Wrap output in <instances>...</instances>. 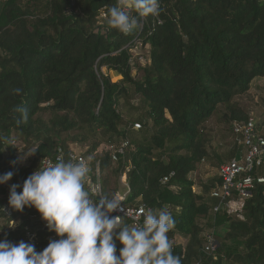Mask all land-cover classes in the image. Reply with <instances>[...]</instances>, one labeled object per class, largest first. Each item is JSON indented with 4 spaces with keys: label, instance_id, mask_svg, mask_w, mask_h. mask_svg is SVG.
<instances>
[{
    "label": "trees",
    "instance_id": "16d2710c",
    "mask_svg": "<svg viewBox=\"0 0 264 264\" xmlns=\"http://www.w3.org/2000/svg\"><path fill=\"white\" fill-rule=\"evenodd\" d=\"M160 3L142 31L124 35L107 25L115 0H0V175L14 173L9 186L0 185V240H23L37 252L47 247L50 232L37 210L5 213L10 187L22 185L43 158L80 145L101 159L105 198L119 193L126 173L128 204L170 211L168 235L182 264H264V184L238 215L215 211L219 174L193 177L204 163L219 168L245 151L233 124L247 123L252 109L242 100L264 79V0ZM137 36L150 45L144 66L143 55L134 59L130 51ZM211 119L226 125L232 145L212 134ZM256 120L263 136L264 115ZM213 231L219 246L206 253ZM121 247L117 242V255Z\"/></svg>",
    "mask_w": 264,
    "mask_h": 264
},
{
    "label": "clouds",
    "instance_id": "9594fccd",
    "mask_svg": "<svg viewBox=\"0 0 264 264\" xmlns=\"http://www.w3.org/2000/svg\"><path fill=\"white\" fill-rule=\"evenodd\" d=\"M160 12V0H115L107 25L129 35L139 28L140 19ZM88 174L83 159L58 156L55 163L41 164L22 185H11V208L23 212L34 207L58 239L50 240L40 252L23 240L18 244L0 240V264H182L168 235L175 225L168 209L149 210L142 213V221L132 217L131 225L122 223L112 215L119 207L117 201L105 198L94 203L90 199L84 187ZM13 175L12 171L0 175V185ZM117 242L122 245L119 255Z\"/></svg>",
    "mask_w": 264,
    "mask_h": 264
},
{
    "label": "built area",
    "instance_id": "2783aa9c",
    "mask_svg": "<svg viewBox=\"0 0 264 264\" xmlns=\"http://www.w3.org/2000/svg\"><path fill=\"white\" fill-rule=\"evenodd\" d=\"M130 14L133 15V10H130ZM106 18L107 13L105 9H103L99 21V26H101L102 30L105 29L104 19ZM145 24L146 19L139 20L141 31ZM139 41L141 40L139 39V36H137L134 43ZM140 59H143V56H141ZM256 124L257 120L254 116H250L247 123L236 122L233 124V132L239 139V142L244 145L245 151L240 157H235L221 164L219 168V176L222 180V184L220 187L215 188L212 191V195L219 199V204L215 207V211L224 209L229 214L241 215L248 199L252 197L256 186L264 184V136L259 135V132L256 129ZM135 126L138 128L140 127V124L136 123ZM125 144L123 146H125ZM123 146L119 147L116 151H113L112 158L114 161L118 159L117 151L121 153L123 152ZM73 149L74 148L65 150L60 148L54 156L43 158L40 166L41 164L43 166L55 163L58 156L65 160L83 159L89 167V174L84 182L85 190L89 193V197L94 203H97V200L102 201L105 197L103 192L104 172L102 170L101 159H95L93 155H87L84 152H77ZM259 170H262V173H257ZM122 178L127 188L126 191L120 190L119 193L112 198L117 201L119 205L117 211L113 212L112 215L119 216L122 223L125 219L129 220L131 225L133 223L132 217H138L139 220L142 221V213L153 210L145 204L130 205L127 203L130 193V188L127 183V174L124 173ZM167 179L168 178H165V181ZM32 208L35 209L34 207ZM4 211L7 215H11L12 208L8 203L5 204ZM39 217L42 223V228L48 230L46 222L42 220L40 213ZM28 235L32 238L35 233L28 232ZM48 238L50 240L58 239L54 232H50ZM218 246L219 243L215 237L214 231L207 233L203 251L206 253H212L218 248Z\"/></svg>",
    "mask_w": 264,
    "mask_h": 264
},
{
    "label": "rangeland",
    "instance_id": "374dc122",
    "mask_svg": "<svg viewBox=\"0 0 264 264\" xmlns=\"http://www.w3.org/2000/svg\"><path fill=\"white\" fill-rule=\"evenodd\" d=\"M149 49L150 45L144 44L143 41H139L137 43L133 44V48H131V53H132V58L135 59L136 56L138 55H143V59H139L141 65H146L149 63ZM103 70L110 74V77L112 78L113 81H118L120 79V74L115 71V70H108L106 67L103 68ZM136 76L140 77L142 75V71H137L135 70ZM251 93L249 96L244 97L242 101H244V105H249L251 107V116H254L255 119H260L264 115V79H257L252 87H251ZM207 126L209 127V130L212 132L213 135L218 136V140L224 141V140H229L228 142L232 145V138L233 136L230 134V132H227L226 125L220 124L217 120L211 119L208 123ZM262 134H264V128L261 131ZM260 134V132H259ZM262 136V135H261ZM264 136V135H263ZM12 144L15 146H18V152H21L23 149V145L21 142L16 139L12 141ZM86 148H82L80 145L74 146L75 151L79 152H84ZM30 153H28L26 156H23L21 158V161L23 163L27 162V159L30 157ZM220 168V167H219ZM219 168L213 167L208 163H204L203 165L200 166V168L196 171V173L193 174V177L197 181H205L210 177L216 176L219 174ZM107 174V172H106ZM122 176L119 179V186L121 191H126L127 186L123 182ZM4 185H10V181L7 184ZM199 186L195 187V190H199ZM37 220H40V217H38ZM17 225V221L12 222L11 226L12 228H15ZM178 241H182L183 238L181 236H177Z\"/></svg>",
    "mask_w": 264,
    "mask_h": 264
}]
</instances>
